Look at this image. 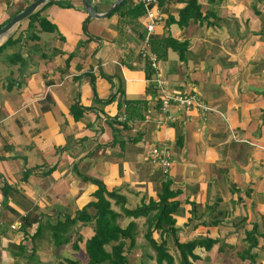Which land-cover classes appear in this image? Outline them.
I'll use <instances>...</instances> for the list:
<instances>
[{
	"label": "crops",
	"instance_id": "0c3cea01",
	"mask_svg": "<svg viewBox=\"0 0 264 264\" xmlns=\"http://www.w3.org/2000/svg\"><path fill=\"white\" fill-rule=\"evenodd\" d=\"M33 1L0 0V27ZM115 1L88 0L96 14ZM187 1L158 0L160 19L148 33L146 8L135 0L103 17L82 0H53L35 11L54 31L28 29L27 17L0 37V46L11 40L0 51V264H86L93 223L70 226L60 246L50 227L95 200L97 185L81 175L124 197L109 200L119 213L158 202L169 180L176 224L194 231L190 239L218 240L209 251L196 248L194 264H264V19L254 12L264 1L197 0L207 20L169 23ZM135 5L142 14H132ZM166 36L188 47L182 57L168 48L148 79L142 49ZM155 78L166 94H193L208 109L160 111ZM121 97L149 107L120 121ZM154 145L170 158L168 170L145 161ZM250 238L257 242L248 251Z\"/></svg>",
	"mask_w": 264,
	"mask_h": 264
},
{
	"label": "trees",
	"instance_id": "16d2710c",
	"mask_svg": "<svg viewBox=\"0 0 264 264\" xmlns=\"http://www.w3.org/2000/svg\"><path fill=\"white\" fill-rule=\"evenodd\" d=\"M258 1L262 2L264 0ZM124 2L125 0L121 2L119 7H121ZM133 9L132 14L140 15L143 12V7L141 5H135ZM28 19V29L34 28L35 23H37L41 31L52 32L55 30L54 25L45 17H42L39 10L29 15ZM207 19L208 14L202 16L200 5L197 3V0H188L186 5L180 10L178 20L175 21L171 19L169 23H177L179 26H184L188 24L189 20H198L201 22ZM10 43L11 40L7 38L0 46V51ZM148 44L150 51L155 53L159 59L165 57L168 48L177 51L179 56L182 57L184 51H186L188 47L187 41L181 42L170 36L148 40ZM17 57L20 58V55L18 54ZM145 68L147 72L146 75L148 79H150L153 69H151L147 63H145ZM117 92L122 94L120 87L113 92L114 95H110L107 101L108 103L113 101ZM117 107L124 112L125 120L128 121L133 118H142L143 110L148 109L149 106L145 100H130L121 97L117 102ZM81 177L97 185V189L93 193L95 200L90 201L84 208L77 211L74 217L70 218V216H66L63 222L58 221L50 227L54 245L60 246L70 240V226L76 224L78 221H91L93 223L94 234L84 241V251L87 256L86 264H128L126 249L133 247L135 244L137 224L135 221L131 220L124 227H121L119 219L123 215L133 219L138 217L145 218L146 229L143 236L150 244L152 250H154L157 264H175V259L172 254L169 253L167 247V237L169 236L173 238L172 243L177 250L179 264H194L197 259H200V256L195 253L196 248L202 247L204 250L209 251L211 247L218 242L216 238L207 236L188 239L184 242L179 240L176 232L180 231V229L177 228L176 220L173 217L178 209L179 202L170 200L175 197L176 193L170 189L171 183L169 180L162 182V192L158 195V202L150 200L147 205H141L133 209L121 207V212L119 213L111 208L109 200L113 199L115 202L123 203L124 197L114 191H108L100 180L84 175H81ZM88 208L93 209L92 214L88 213ZM210 222L215 224L217 220H211ZM39 230H41V227L36 230V233L39 232ZM153 231L158 232L161 239L160 242H157L152 236ZM254 231H256L255 227H253L250 232H247L246 237L253 235ZM81 240L82 237L78 235L76 240L72 243L74 250H77V242ZM256 242L257 240L255 238H250L248 251L256 245ZM66 261L67 264H77L76 260L67 259Z\"/></svg>",
	"mask_w": 264,
	"mask_h": 264
},
{
	"label": "built area",
	"instance_id": "2783aa9c",
	"mask_svg": "<svg viewBox=\"0 0 264 264\" xmlns=\"http://www.w3.org/2000/svg\"><path fill=\"white\" fill-rule=\"evenodd\" d=\"M136 3H141L146 8V14L148 17V21L146 22L147 32L150 33L153 30L156 19H160L158 14L156 13V9H153V6L157 4L158 0H135ZM148 44L145 43L144 49H142L141 56L143 59L147 61L151 69L156 71L158 69V57L155 53L147 50ZM155 84L160 93V111L167 112L169 107L172 104L182 106L184 108H200V109H208L205 105L193 94H166L163 88V83L159 78L151 79ZM121 121L125 120V115L119 117ZM145 161L151 164L160 165L163 170H168L171 166V160L168 157L167 153L160 148L158 145L151 146L148 148L144 155Z\"/></svg>",
	"mask_w": 264,
	"mask_h": 264
},
{
	"label": "rangeland",
	"instance_id": "374dc122",
	"mask_svg": "<svg viewBox=\"0 0 264 264\" xmlns=\"http://www.w3.org/2000/svg\"><path fill=\"white\" fill-rule=\"evenodd\" d=\"M262 9V10H261ZM254 12H256V15H261L262 20L264 19V5L262 4H258V2L254 5ZM262 27L264 28V24H262ZM179 213V211L177 212ZM175 220H177L175 218ZM145 219L143 217H139L136 219L137 222V230H136V245L137 246H133L131 248L126 249V257H127V261L129 260L128 264H157L155 262V253L154 250H152L150 244L147 242V240H145L144 238V232H145V225L146 223L144 222ZM180 220L177 221V223H179ZM120 225L124 226L126 225V220L125 221H121L119 223ZM181 225V224H180ZM180 225L176 224L177 228L182 229V231H177L176 233L178 234L179 240L180 241H186L188 238L190 239V234L193 236L194 231H189L186 232L185 228H181ZM154 239L157 242H160V237L157 231H153V235ZM173 238L171 236L167 237V247L168 250H170L171 254L174 255V259H175V264H179L178 263V253L176 248L173 245ZM109 248V247H108ZM137 249V250H136ZM65 256H68L67 254ZM65 263L67 264V261H65ZM80 264H84V261H81Z\"/></svg>",
	"mask_w": 264,
	"mask_h": 264
},
{
	"label": "water",
	"instance_id": "95a60500",
	"mask_svg": "<svg viewBox=\"0 0 264 264\" xmlns=\"http://www.w3.org/2000/svg\"><path fill=\"white\" fill-rule=\"evenodd\" d=\"M50 1H53V0H34L30 4H28L22 11L12 16L5 25L0 27V37L6 35L13 28L14 25H16L19 21L31 15L40 5L46 2H50ZM122 1L123 0H116L114 4L112 5V7L110 8V10L106 12L105 14H96L90 2H88V0H82L86 10L88 11V14H90L93 17L107 16L111 11L115 10L116 7H118Z\"/></svg>",
	"mask_w": 264,
	"mask_h": 264
}]
</instances>
